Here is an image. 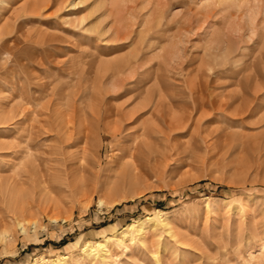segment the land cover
<instances>
[{
	"label": "rangeland",
	"instance_id": "1",
	"mask_svg": "<svg viewBox=\"0 0 264 264\" xmlns=\"http://www.w3.org/2000/svg\"><path fill=\"white\" fill-rule=\"evenodd\" d=\"M34 1L7 0L4 11L8 18L13 7L27 6L24 31L62 37L63 56L52 57L67 59L63 106L71 114L77 105L74 139L66 146L72 170L34 188L22 183L26 158L11 160L17 164L10 169L0 166V176L17 171L20 182L11 192L0 187V230L11 233L7 242L0 240V264L66 254L69 264H99L86 260L83 247L105 239L112 249L106 264H264L263 95L243 111L250 90L239 86V76L211 72L208 82L192 84L200 106L185 129L170 141L155 140L143 154L134 147L154 105L142 106V98L193 109L196 95L185 93L188 72L213 60L217 39L224 36L235 50L228 68L264 55V0H56L41 9V18L30 7ZM20 45L17 66L3 54L18 88L25 82L21 65L42 55L34 39ZM46 63L53 69L55 61ZM5 85L0 116L7 101L8 110L24 103L25 94L14 95L20 89ZM232 91L242 97L226 101ZM53 137L47 144L58 143ZM99 198L107 204L99 206ZM20 202L28 206L25 214L15 209ZM16 217L29 221L25 231Z\"/></svg>",
	"mask_w": 264,
	"mask_h": 264
},
{
	"label": "bare ground",
	"instance_id": "2",
	"mask_svg": "<svg viewBox=\"0 0 264 264\" xmlns=\"http://www.w3.org/2000/svg\"><path fill=\"white\" fill-rule=\"evenodd\" d=\"M6 2L7 0H0V94L3 92L4 86H6L5 84H7L10 85L12 90H21L18 94L17 92H14L15 94H13L15 96L19 97L22 94H25V96H22V101H24V103L21 102L19 106L17 105L16 110L14 109L15 106H13L11 110H8V101L7 104H2L1 102V104L3 105L2 107L5 110H3L4 112L0 116V166H2V169H10L12 165L17 164L16 162H10L11 160L17 161L16 159H18V162H20L22 161L21 159L26 158L27 161H29L23 171L25 172L24 174H26V177H22L24 178L22 183L24 184V182L28 181L32 184V187L35 188L38 184V181L39 183L40 181H42L44 184H47L49 180L56 179L61 175L64 178H67L68 174L72 170V164H70L72 163V159L69 160V158L72 156L67 152L66 146H69L71 139H74L73 137L75 135V125L73 120V111L77 109V105H73L72 113L70 112L71 114L67 113L65 107L63 106V101L66 95L65 84L66 82H68L66 79H64L67 76L68 71L67 59H62L61 57V59L54 60L52 57V55L54 54L63 56L64 51L60 47L58 48V45H62L63 43L62 37L49 33L47 32V30L46 32H43L40 29L35 30V28V31H24L22 29V22L26 21L25 12L26 10L28 11L27 6H20L15 8L13 7L10 17L6 18V14L4 11L5 6H3L4 3L7 4ZM56 2V0H35L34 3L30 5V7L34 10L33 13L38 14L37 16L40 15L39 18H41V15L44 14L41 12V9L44 6L57 4ZM60 3L62 4L63 0H61ZM12 34H15L16 37L13 42L10 41ZM219 37H221V35ZM223 38L222 40L220 38L217 39V42L215 44L216 46L212 48L213 50H215L214 54L212 53V61L207 60L206 62L194 67V69L192 68L191 70L193 71H191V73L188 72L189 74H191V77L188 79L191 87H189V91L187 90L185 91V93H188V95L190 94L191 99L194 95H196L195 97H193L194 100H192L193 109H191L190 107L189 109L184 105V107L181 106L182 108L176 110L170 105L168 106V104L165 105L163 98L157 97L156 101L155 98L153 99L152 95H149V98H142V106L148 107L149 103H152L154 105L153 111L151 110L152 114H150V121L145 119V121L143 122L144 126L142 127L143 130L141 133L143 137H136L135 139V151H137L138 153L141 152L143 154L145 151L143 149L149 148L155 140H164L166 142L170 141V137L173 135V132H176L178 128L185 129V127H187V125L190 123V120L193 118L191 117L192 110L197 109L200 106V97L198 91L195 90L197 87H193L192 84H194V82L198 84L202 82H208V80L211 78V72H229V74L227 75L231 79H235L239 76L238 81H236L238 82L239 86H244L247 90H250V96L242 97L238 90L228 93L226 95L228 99L225 100H237L238 98L242 97L243 109L241 108V110L243 111L249 110V107L253 103L254 99H257L262 95L264 97V55H260L254 58L248 64L242 61L241 63L243 64L239 68H235L234 66H230L228 68L227 65L231 62L235 50L230 45V43L227 40H223ZM31 39H34L38 44L42 45V55L39 58H32L28 62H25L21 65V67L25 69V82L20 88H18V82H16L15 75L10 76L9 72L6 71V67L4 66L3 54L9 53L12 56L10 65L17 66L19 63L18 57L20 56L21 51H23V47L20 45V43L22 41H28ZM52 41H56V43H53ZM53 44H55L56 47L51 48ZM242 54L244 56L246 55L244 53ZM52 61H55L53 69L42 66L46 62L52 63ZM7 62L9 64V60ZM125 62H127L126 59ZM198 63H200V61ZM31 67H36L40 70L35 71L31 69ZM114 70L115 68L113 69V71ZM120 80L118 81L120 82ZM116 83L118 84V82ZM161 93L163 92L161 91ZM207 101L208 102L206 103H209V100ZM223 105L220 106L222 107V110H225V102L223 103ZM145 122H147V125ZM51 133L54 135V137H56L58 141L57 144H47L46 140L49 139L48 135H50ZM44 145L47 146V151H42L40 153L34 152V149L39 150L40 148H43ZM126 149L127 148H125V150ZM84 150H86V148H84ZM126 151L129 152L128 150ZM133 154L134 153H132V155ZM60 164L63 165L60 166ZM3 176L4 175L0 176V187L4 190L3 192L14 191V189H16V187L20 185V182L18 180L19 172L16 171L12 176ZM21 176L22 175L20 174V177ZM118 202H120V199L114 200L110 205ZM106 204L107 201H105L104 198H99V206L102 207ZM27 207L28 206L25 203L20 202V204H18L17 208L15 209H18L21 214H25L27 212ZM14 216L15 215L13 214L12 218ZM51 218L52 220H57V218L55 217ZM16 222V225H19V227H21L20 229L25 231L26 225L29 221L26 219L20 220L18 217H16ZM143 222L144 221L140 223ZM31 224L35 226L37 224V220L31 222ZM8 231L9 230L6 227L3 228V230H0V240H2L3 243L4 241L7 242V240H9L11 233ZM125 232L126 231L124 230L118 233L113 241H118L119 238L124 236ZM110 245L111 244L108 239H105L103 241H88L83 247V252L92 258L89 257L86 258V260L97 261L99 264H106L107 260L109 259L108 257L112 253ZM33 264H69V256L66 254L52 258L40 257Z\"/></svg>",
	"mask_w": 264,
	"mask_h": 264
}]
</instances>
